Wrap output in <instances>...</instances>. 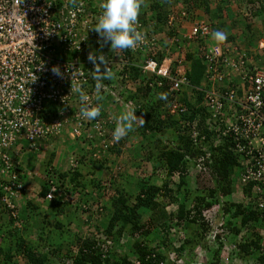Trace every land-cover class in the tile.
Returning a JSON list of instances; mask_svg holds the SVG:
<instances>
[{
    "label": "trees",
    "instance_id": "obj_1",
    "mask_svg": "<svg viewBox=\"0 0 264 264\" xmlns=\"http://www.w3.org/2000/svg\"><path fill=\"white\" fill-rule=\"evenodd\" d=\"M224 1L226 0L217 2L211 11L208 0H145L148 6H142L138 22L146 30L144 33L147 46L137 53L130 49L120 50L116 60L124 62V65L118 72H114L116 79L109 81L116 80L118 87L126 90L120 93L121 100L135 103L137 117L142 116L145 121L143 126L137 124L135 127L140 132L137 146L143 152L141 159L151 165V172L145 174L146 177L144 176L140 180L133 179L134 181L131 183L122 181L119 186L113 189L112 193L101 189V195H97L99 200L95 201L94 205L97 206L98 213L103 209L108 210L106 226L101 232L100 239L91 237L76 239L74 237L77 242L75 253L67 252L64 256L70 261V264H172L166 254L173 249L179 258L185 251L189 254L194 241H192L193 239L189 240V237L182 239L178 247L166 249L164 242L167 234L165 221L174 218L175 228L181 227L188 230L191 237L193 236L197 240L204 230V226L199 224L198 228H194L192 225H196V221H202V211L217 203L220 206L218 214L224 219L222 227L228 233L226 238L232 242L240 232L245 233L244 239L236 244L237 256L245 261L250 260L253 264H264V252L259 251L262 239L259 233L264 230L263 212L257 209V211L253 210L243 200L233 202L230 198L231 194L239 191L250 196V189L260 186L259 182L253 180L243 182L241 179L250 167L251 158L255 156L252 152H246L247 147H243V151H238L239 146L244 142L242 140L233 142L231 133L220 135L221 130H224L225 122L213 118L211 110L207 108L204 90L209 88V84L204 82L200 57L190 53L183 57V61L187 63L184 77L189 85L184 90H189V96H185L184 92L169 93L167 90L169 82L161 77H156L153 80L158 81L160 86H156L155 82L152 86H147L145 82H149L151 78L149 79L148 74H141L139 69L147 59H152L157 64H161L164 59H170L169 74H173L177 61H179L176 51L180 49L178 48V39L174 44H168L165 41L166 38L178 35L175 33L176 28H170L166 22L168 12L172 10H183L187 15L192 16H195L193 13L196 11L202 12L208 24L209 21L223 16L230 18V24H239L238 20L232 18L228 13ZM240 1L245 4L243 7L248 12V16L245 15L247 21H244L245 19L244 23L240 21L241 35L244 33V39L248 40L251 39V35L257 33L255 25L253 26L249 20L258 19V23L264 28V0ZM102 2V0H89L91 12L97 13L99 10L97 4ZM239 4L240 7L242 4ZM147 12H150L151 18H148L150 20L144 18ZM192 19L193 17H189L187 20ZM146 25L150 28L148 31ZM158 35L162 36L155 40ZM228 42L233 46L231 34L228 35V40L225 43ZM106 43L110 45V42ZM199 43L201 42L199 41ZM247 44L249 45L248 42ZM173 46L176 50L172 49ZM235 46L238 51V46ZM200 47L202 48V46ZM94 48L100 49L99 46ZM200 52L202 53V50ZM260 57L262 56L255 55V60ZM129 83L134 86L133 92L125 88ZM139 92L142 95H139ZM160 93H166L167 99H158ZM173 102L181 103L182 109L178 108L171 114L169 107ZM224 117L226 122L229 121L228 115ZM126 137L125 139L128 140ZM124 141L121 139L119 143L116 142L113 148L108 149L109 152L114 148L117 152V148ZM23 161H21V165ZM39 165L41 166V164ZM93 166L97 168L98 163ZM157 169L161 171L160 183L155 182ZM21 171L19 179L25 187L27 176L23 169ZM69 172H56L55 174L56 180L59 181L56 187L57 193L54 194L52 200L45 202L47 208L39 214V222L35 220V228L39 235L36 236V243L30 242L25 235L31 233L29 228L18 231L17 228L11 227L20 219H16L17 213L14 217L9 216L8 213L7 222L0 224V236L6 240V243L8 241V246L12 244L13 247L6 251L0 246V264H14V258L18 254L22 256L25 264H48L46 259L34 250V247L36 244L43 247L47 244L48 238H51L52 242H56V239L59 241L60 230L58 229L61 226L59 222H49L47 213L50 211L57 215L63 213L62 205L68 206V203H73L67 198L71 191L78 199L82 197L84 190L91 192L92 187L95 189L98 186L94 179L85 184L82 174L77 171ZM189 178L193 180L192 185L189 183ZM48 191L49 184L43 183L35 196L44 202ZM24 195L26 196L25 192L21 197L24 198ZM101 199L106 203L103 206L98 205ZM20 204L18 217L22 216L20 212L23 208L38 210L33 203L27 200H20ZM74 204L72 208L77 210L78 206L76 203ZM169 205H175L176 210L166 214L164 209ZM0 211L4 212L1 203ZM13 212H15L14 209ZM144 216L146 218L143 221ZM46 225L54 227L55 230L51 232V229H47ZM154 228L164 234V239L160 244L151 247L148 245L146 237ZM123 232L126 233V238L129 240V245L126 246L127 251L121 255L109 252L108 246L105 245L106 242L117 240ZM215 246L217 249L212 251L210 257V260L212 259L214 262H208V264H218L219 262L221 246L217 242ZM132 259L135 260V263ZM185 264H194V262H185Z\"/></svg>",
    "mask_w": 264,
    "mask_h": 264
},
{
    "label": "built area",
    "instance_id": "obj_2",
    "mask_svg": "<svg viewBox=\"0 0 264 264\" xmlns=\"http://www.w3.org/2000/svg\"><path fill=\"white\" fill-rule=\"evenodd\" d=\"M88 3L89 0H76L75 4L70 0H23V4L17 5L16 0H0V203L12 217L15 197L24 188L19 179L23 169L21 161L28 155H36L41 142L66 135L71 141L85 145L84 150L96 160L116 143L112 135L116 122L110 112L103 110L104 100H113L123 110L131 106L130 102L121 100L120 93L126 90L118 87L116 80L103 81L106 85L100 93L103 99H96L93 64L87 59L88 53L105 55L113 72H118L124 62L116 60L119 49L113 50L107 43L101 47L98 42L101 38L93 27L102 9L97 4L99 10L93 13ZM187 16L183 10H172L167 14V26L175 27L176 33L186 26L188 31L183 38L201 42L203 79L209 84L204 90L207 108L213 118L225 122L220 135L231 133L233 142H244L238 151L247 147L246 152L255 156L241 179L259 182L260 186L252 187L250 196L241 191L237 193L245 204L264 214V54H258L262 57L255 60V51H237L229 43H206L209 25L187 20ZM138 30L144 33L140 22ZM165 41L173 44L177 38ZM95 46L100 49L96 50ZM146 46L147 41L130 50L137 53ZM177 62L171 75L170 59L162 60L161 64L145 60L139 67L141 74L151 78L145 84L150 87L156 77H161L169 82V93L181 92L189 85L184 72L177 67L181 61ZM53 66L60 68L62 77L52 73ZM35 76L37 79L33 81ZM78 82L89 95L91 106H101L95 120L89 121L80 114L79 96L70 90ZM155 84L160 86L158 81ZM169 108L172 114L182 109V104L173 102ZM54 191V186H49L44 202L52 200ZM222 226L223 222L214 228L210 242L221 246L218 264H234V258L238 264H253L236 256L238 241L229 242ZM259 235L262 236L259 251L263 253L264 230Z\"/></svg>",
    "mask_w": 264,
    "mask_h": 264
},
{
    "label": "rangeland",
    "instance_id": "obj_3",
    "mask_svg": "<svg viewBox=\"0 0 264 264\" xmlns=\"http://www.w3.org/2000/svg\"><path fill=\"white\" fill-rule=\"evenodd\" d=\"M103 1V0H102ZM210 2V10L212 11L217 2L220 0H208ZM225 8L228 10V13H230V16L232 18H236L238 20L239 24H230V18L228 16L221 17L217 19H213L211 22L209 21V25L212 26V32L215 30H223L232 36V44H235L238 46L239 49L244 51H251L257 54H264V28L261 27V25L258 23V19H251L249 20L252 25L256 27L257 33H254L251 35V39H244V33L241 35V29L242 26H240L241 22L247 21L246 16H248V12L244 9V3L240 0H226L224 1ZM239 3L242 5L239 7ZM246 7V6H245ZM195 18L197 20H201L203 22H206V17L202 12L196 11ZM246 15V16H245ZM192 16V17H193ZM144 18L148 19L151 18L150 12L145 13ZM150 20V19H148ZM147 26V31L150 29ZM231 26V27H230ZM186 27V26H185ZM144 28V32H145ZM161 35H158L157 38H159ZM235 38V40H233ZM212 40V37L206 40V43ZM189 43L188 41H186ZM249 43V45L247 44ZM174 44V43H173ZM178 48H175V46L172 47L173 50L177 51V55H179V59L181 60L182 64H179L177 67L180 72H185L187 69V63L183 61V57L185 54H195L197 56L200 55L201 47L198 43L193 42L189 46L187 44H178ZM257 46V47H256ZM262 49H258L261 48ZM176 53V52H175ZM129 88H132L134 91V86L130 83L127 86V90ZM132 91V92H133ZM131 92V90H130ZM142 92V90H141ZM180 92V91H179ZM181 92H184L185 96H189L190 92L189 90H182ZM180 92V93H181ZM139 95H142L139 92ZM181 97V96H180ZM131 105L133 107H137L135 103L131 101ZM143 106V105H141ZM131 107V106H130ZM120 107L118 103H115L113 100L109 99L107 100L106 109L107 112H110L114 117L120 115L122 112H124L126 109L123 110V108ZM116 109L120 110V114L116 112ZM135 115L137 116V113L135 112ZM114 119V118H113ZM138 124V123H137ZM136 124V125H137ZM134 131L130 132L127 135V139H124L125 141L123 144L117 148V152L113 149V151L108 152L109 158H107L106 154H99L98 161V167L99 172H95L96 166H93V163L89 160L86 154L83 155L81 149L85 145H80L79 143H75L68 139L66 135H63L60 137V141L56 143H52L48 146L49 143H47L41 150L38 151V153L35 155H31L26 157L25 161H23L21 168H26V174L28 177L32 176L31 170L35 168V165L37 167L39 164H42L46 162V165L44 167V171L42 173V167H39L36 171L39 178V180L35 179H29V181L25 184V187L23 188V193L27 194L24 195L22 198L20 194L17 197H15L14 204V214L17 213L19 215V207H20V200H27L31 203H33L38 210H31L30 208H23L20 214L21 217H18L16 219H20L19 222H15L11 225L12 228H17L18 231L24 230V228H29L31 230V233L27 235V239L32 242L36 243V236L38 235V231L35 228V220L39 222L40 220L38 218L39 214L41 212H44L47 208V204L45 202H42L38 197L35 195L39 192L40 188L42 187L43 183L49 184V186H54L56 189L57 185L59 184V181L56 180V172H68L71 173L72 171H77L78 173L83 175V183L87 184L89 180L94 179L97 181L98 186L92 187L91 192H87V190L83 192V195H81V198H78L73 194L74 192L71 191V193L68 194L67 198L72 200L73 203H68V206L62 205L63 207V213L57 215L53 211H50L47 213V218L49 222H59L61 228L59 232V241L57 239L56 242H52L51 238H48V242L46 245L37 246L34 247V250L41 255V257L45 258L48 264H70V261L67 260L66 257H64L67 252H71V254H74L76 251V239H83L85 237H91L100 239L101 232L104 230L106 226V216L108 210L103 209L98 213L97 206L94 205L99 200V197L97 195H101V189H105L108 192L112 193L113 189L119 186V184L124 181L127 183H131V181L134 180H140L141 178L146 177L147 174L151 172V165L144 160H142V150L139 149L137 146L139 144L138 140L140 138V132L135 128ZM115 127V126H114ZM52 140V139H51ZM51 142V141H49ZM58 143V144H57ZM119 143V142H118ZM138 143V144H137ZM84 149V148H83ZM87 152V150H85ZM56 154H59V159L56 162V165H51L53 162V158H55ZM105 156V158H102V156ZM37 156V157H36ZM47 160V161H46ZM39 163V164H38ZM95 164V163H94ZM74 169V170H73ZM36 170V168H35ZM92 170V173H91ZM43 174V176H42ZM146 174V175H145ZM158 178H157V177ZM155 182L160 183V177H161V171L157 169L155 171ZM192 177V176H191ZM33 178V177H32ZM134 179V180H133ZM99 180V181H98ZM105 183H103V182ZM189 183L192 185L193 180L189 178ZM112 186H111V185ZM24 185V184H23ZM105 185V186H103ZM57 192V191H56ZM93 194V195H92ZM22 198V199H21ZM230 198L233 200V202H238L242 200L240 194L238 195L237 192L231 194ZM64 199V197H63ZM74 203L78 206V209L76 210L74 207ZM105 201L101 199V201L98 202L99 206L105 205ZM67 205V204H66ZM22 207V206H21ZM70 207V208H69ZM218 208L219 204L210 207L209 209H206L202 211V221H196V225H192L194 228H198L199 224H203V231L200 233V236L197 238L191 237V234L188 230H184L181 227L175 228L174 224V218L168 221H165L166 224V238L164 240L166 249L170 248H176L180 245V242L182 239H193L194 245L190 249V253L188 254L186 251L184 254L181 255V257H177L174 249L169 251V253L166 254L168 259L172 264H185V262L193 263L194 264H208V262H214V260H210V257L212 256V251L214 249H217L215 244H211V236L212 232H214V228L216 226L221 225L222 222H224L223 216H220L218 214ZM176 210V206L169 205L165 207L164 211L166 214L172 213ZM207 210L210 212L207 214ZM6 212V214H5ZM8 210L4 209V212L2 213V216L0 217V224L7 222L8 219ZM215 212V213H214ZM214 213V214H213ZM213 214V215H212ZM11 216V215H9ZM146 217L144 216L142 220L144 221ZM38 225V224H37ZM47 226V229H51V232L55 230L52 226ZM225 231V230H224ZM241 234H238L233 240L234 241H242L244 239V232H240ZM243 233V234H242ZM126 233H122L117 240H111L108 245L109 252H115L116 254H124L127 249L126 246L129 245V240L126 238ZM228 234V233H227ZM76 237V239L74 238ZM196 237V236H195ZM238 237V239H237ZM3 237L0 236V246H2L6 251L9 250V248H12L13 245L10 244L8 246V241L6 243L5 239H2ZM75 239V240H74ZM164 239V234L159 233L157 228H154L150 231L149 235L146 237L147 243L149 246L153 247L155 245L160 244V242ZM196 240V241H195ZM228 240V239H227ZM74 241V242H73ZM75 243V244H74ZM46 246V247H45ZM161 246V245H160ZM171 258L174 260L171 261ZM219 260V256H218ZM133 261V259H132ZM135 263V260L133 261ZM234 264H238V259L234 258L233 261ZM14 264H25L24 259L20 254L15 256L14 258ZM164 264V263H162ZM231 264V263H230Z\"/></svg>",
    "mask_w": 264,
    "mask_h": 264
},
{
    "label": "clouds",
    "instance_id": "obj_4",
    "mask_svg": "<svg viewBox=\"0 0 264 264\" xmlns=\"http://www.w3.org/2000/svg\"><path fill=\"white\" fill-rule=\"evenodd\" d=\"M75 2L76 0H70V3L75 4ZM16 3L17 5H21L23 4V0H16ZM142 6L143 7L148 6L145 3V0H103V2L100 4V8L102 9V12L98 16L97 22L93 27L94 31L98 33L99 37L101 38V40L98 41L101 44V47H103L104 43L110 42V48L113 50L116 49L129 50V49H135L141 43H146L145 34L138 30V17L140 15ZM187 17L188 18L192 17V15H188ZM192 20H197V18L193 16ZM197 21H201V20L198 19ZM209 28H210V34L208 36V39L212 37V40H214L212 42L209 41L208 42L209 44H212L214 42H216L217 44H224L228 40L227 32L223 30H215L212 32V27L210 25ZM187 31L188 28L183 27L179 29L178 33L175 32L176 34H178L176 35L178 39V44L184 43L189 46L191 43L196 42L201 46V44L194 39L187 40L183 38V35L187 34ZM186 41H188L189 43H187ZM233 47L236 48L234 44ZM97 53L99 52L90 51L87 55V59L93 64V70L91 71L92 78L96 82L95 83V89L97 93L96 99L100 101L103 99V97L100 95L101 90L106 87L103 81L114 79L115 73L112 71L111 67L108 66V61L106 60L105 55L101 53L99 54ZM101 65H103V71L101 70ZM51 71L53 74L57 75L58 77H62L63 75L58 66H53L51 68ZM36 79L37 77L33 81H35ZM70 90H74V92L77 93L79 96V100L81 103V107H80L81 116L89 121L95 120L100 115L101 106L99 105L91 106L90 97L84 91L83 84L78 82L75 85L74 89H72L71 86ZM158 99L166 100L167 99L166 93H160L158 95ZM135 109H136L135 107H128L120 115L114 117L116 122L112 134L114 142H119L122 138L126 137L130 132L134 131V126L137 123L140 126H143L145 124V121L142 116L137 117L135 115ZM50 141L52 142L53 139ZM113 147L114 146H112L111 148ZM108 149L105 152H102V154L105 153L109 154ZM81 151L83 155L84 154L87 155L91 163L93 164L98 163L97 162L98 160L97 159L92 160L90 154L86 152L83 148L81 149ZM56 193L57 192L55 189V191L52 193L53 196ZM233 241L234 240H232V242Z\"/></svg>",
    "mask_w": 264,
    "mask_h": 264
},
{
    "label": "crops",
    "instance_id": "obj_5",
    "mask_svg": "<svg viewBox=\"0 0 264 264\" xmlns=\"http://www.w3.org/2000/svg\"><path fill=\"white\" fill-rule=\"evenodd\" d=\"M105 102H103V104H102V107H103V110H105L106 112H107V109H106V104H107V100H104ZM116 112L117 113H119L120 114V110L119 109H116ZM53 139V138H52ZM61 139L60 138H55V139H53V141L52 142H47V141H49V140H46V141H44V142H47V143H49L48 144V146L49 145H51L52 143L54 144V143H56V142H59ZM44 142H41L40 143V145H39V150H41L47 143H45L44 144ZM58 144V143H57ZM106 154V153H105ZM107 155V158H109V156H108V154H106ZM59 156H61V155H59V154H56V156H55V158H53V162H52V164L51 165H56V162L58 161V160H60L59 159ZM102 158H105V156L103 155L102 156ZM47 161V160H46ZM39 164V163H38ZM45 165H46V162H45V164H44V166H42V164H41V166L39 165L38 167H37V165H35V168H36V170H35V168H34V171H33V169L31 170V173L33 174L32 176H30L29 178H26L27 179V181H26V183L29 181V179H35V183H36V180L40 177V176H38V174L36 173V171H37V169L39 168V167H42V173H43V171H44V167H45ZM24 169H26V168H24ZM100 170H99V167H97L96 169H95V172L97 173V172H99ZM25 172H26V170H25ZM42 176H43V174H42ZM33 177V178H32ZM27 195V194H26ZM6 214V213H5ZM21 215V214H20ZM2 216V213H0V217Z\"/></svg>",
    "mask_w": 264,
    "mask_h": 264
}]
</instances>
